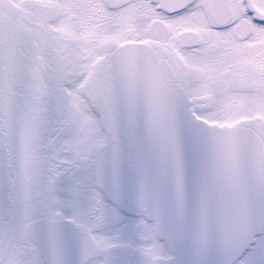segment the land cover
I'll list each match as a JSON object with an SVG mask.
<instances>
[{
  "label": "snow or ice",
  "instance_id": "snow-or-ice-1",
  "mask_svg": "<svg viewBox=\"0 0 264 264\" xmlns=\"http://www.w3.org/2000/svg\"><path fill=\"white\" fill-rule=\"evenodd\" d=\"M0 264H264V0H0Z\"/></svg>",
  "mask_w": 264,
  "mask_h": 264
}]
</instances>
